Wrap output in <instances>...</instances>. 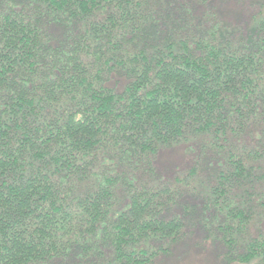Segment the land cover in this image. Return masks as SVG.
<instances>
[{
  "label": "trees",
  "instance_id": "trees-1",
  "mask_svg": "<svg viewBox=\"0 0 264 264\" xmlns=\"http://www.w3.org/2000/svg\"><path fill=\"white\" fill-rule=\"evenodd\" d=\"M208 1L0 0V264H165L198 231L264 264V2L243 29Z\"/></svg>",
  "mask_w": 264,
  "mask_h": 264
},
{
  "label": "rangeland",
  "instance_id": "rangeland-1",
  "mask_svg": "<svg viewBox=\"0 0 264 264\" xmlns=\"http://www.w3.org/2000/svg\"><path fill=\"white\" fill-rule=\"evenodd\" d=\"M263 0H209L206 3H199V16L203 22L208 23L215 19L228 22L246 29L247 25H251L253 18L259 12ZM262 128L251 127L249 133L243 138L244 143L248 146V152L252 149H262L261 139L258 133H261ZM199 150L195 146L193 150L186 147L163 150L157 161V166L160 169L161 175L171 176L176 171L179 175H188L192 166L196 163L195 150ZM213 157V156H210ZM214 159V158H213ZM214 161V160H213ZM215 165V163H213ZM203 175H207V171H201ZM201 179V178H199ZM198 180V177H197ZM260 217V218H258ZM255 217L251 227L250 235H260L264 233V215ZM176 250L165 264H257L253 262H239L238 260H228L224 253L225 246L219 240H213L204 232L198 231L195 236L175 247Z\"/></svg>",
  "mask_w": 264,
  "mask_h": 264
}]
</instances>
